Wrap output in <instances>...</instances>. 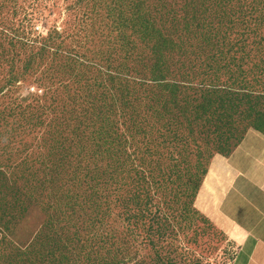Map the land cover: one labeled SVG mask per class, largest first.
<instances>
[{"label":"rangeland","instance_id":"1","mask_svg":"<svg viewBox=\"0 0 264 264\" xmlns=\"http://www.w3.org/2000/svg\"><path fill=\"white\" fill-rule=\"evenodd\" d=\"M252 128L264 0H0V264H232Z\"/></svg>","mask_w":264,"mask_h":264},{"label":"crops","instance_id":"2","mask_svg":"<svg viewBox=\"0 0 264 264\" xmlns=\"http://www.w3.org/2000/svg\"><path fill=\"white\" fill-rule=\"evenodd\" d=\"M220 166L217 213L238 245L233 264H264V131L249 130Z\"/></svg>","mask_w":264,"mask_h":264},{"label":"built area","instance_id":"3","mask_svg":"<svg viewBox=\"0 0 264 264\" xmlns=\"http://www.w3.org/2000/svg\"><path fill=\"white\" fill-rule=\"evenodd\" d=\"M35 88H33V90H34ZM233 264V263H232Z\"/></svg>","mask_w":264,"mask_h":264}]
</instances>
